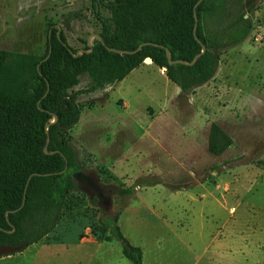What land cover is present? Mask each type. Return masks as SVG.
Segmentation results:
<instances>
[{"label":"rangeland","instance_id":"obj_1","mask_svg":"<svg viewBox=\"0 0 264 264\" xmlns=\"http://www.w3.org/2000/svg\"><path fill=\"white\" fill-rule=\"evenodd\" d=\"M228 4L250 31L188 94L154 64L91 91L79 77L80 118L66 137L81 192L49 235L0 264H131L118 241L97 237L102 215L118 218L144 264H264V0ZM51 24L79 52L100 32L92 0H0V49L42 56ZM212 122L233 141L220 155L207 148Z\"/></svg>","mask_w":264,"mask_h":264},{"label":"trees","instance_id":"obj_2","mask_svg":"<svg viewBox=\"0 0 264 264\" xmlns=\"http://www.w3.org/2000/svg\"><path fill=\"white\" fill-rule=\"evenodd\" d=\"M100 6L111 15L103 16ZM92 11L99 39L81 52L53 24L42 56L0 49V245H21L17 252L49 235L70 197L81 192L66 134L80 118L76 100L82 91L73 89L82 74L92 79L91 91L123 80L148 58L188 94L214 77L221 52L242 42L251 28L228 0H92ZM232 143L218 124H210L211 154ZM117 192L129 195L132 189ZM117 220L100 216L97 237L115 239L131 264H144L142 250Z\"/></svg>","mask_w":264,"mask_h":264},{"label":"water","instance_id":"obj_3","mask_svg":"<svg viewBox=\"0 0 264 264\" xmlns=\"http://www.w3.org/2000/svg\"><path fill=\"white\" fill-rule=\"evenodd\" d=\"M98 39H99V36H98ZM143 44L144 43L139 44L132 52H137L138 50H140V48L143 46ZM91 184H92V186L95 187L94 183H91ZM99 193H101V190L99 191ZM21 249H22L21 245H17V246L0 245V257L4 256V255H9V254H12V253H16L17 251H19Z\"/></svg>","mask_w":264,"mask_h":264},{"label":"flooded vegetation","instance_id":"obj_4","mask_svg":"<svg viewBox=\"0 0 264 264\" xmlns=\"http://www.w3.org/2000/svg\"><path fill=\"white\" fill-rule=\"evenodd\" d=\"M80 177H81L80 178L81 182H87V185L89 186V188L97 193L96 197H97L98 200H100V199H102L104 197L102 189H100V187L97 185V183L94 180H92L91 178L86 177V176H81L80 175ZM91 183H94L95 187L92 186ZM100 190H101V193H99ZM103 202L106 203L107 201L104 200Z\"/></svg>","mask_w":264,"mask_h":264},{"label":"bare ground","instance_id":"obj_5","mask_svg":"<svg viewBox=\"0 0 264 264\" xmlns=\"http://www.w3.org/2000/svg\"><path fill=\"white\" fill-rule=\"evenodd\" d=\"M144 63H145V64H151L150 59H148V58L145 59V60H144ZM176 90H177L178 92H180L179 87H176Z\"/></svg>","mask_w":264,"mask_h":264}]
</instances>
